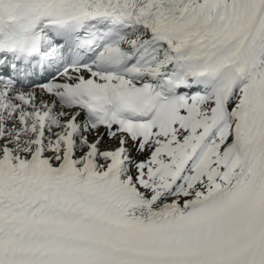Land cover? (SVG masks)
<instances>
[{"label": "snow or ice", "instance_id": "snow-or-ice-1", "mask_svg": "<svg viewBox=\"0 0 264 264\" xmlns=\"http://www.w3.org/2000/svg\"><path fill=\"white\" fill-rule=\"evenodd\" d=\"M0 264H264V0H0Z\"/></svg>", "mask_w": 264, "mask_h": 264}, {"label": "bare ground", "instance_id": "bare-ground-1", "mask_svg": "<svg viewBox=\"0 0 264 264\" xmlns=\"http://www.w3.org/2000/svg\"><path fill=\"white\" fill-rule=\"evenodd\" d=\"M105 129L101 128L100 132L103 133ZM109 146H115V143L113 141H109L107 137H105V144L104 147H109Z\"/></svg>", "mask_w": 264, "mask_h": 264}]
</instances>
